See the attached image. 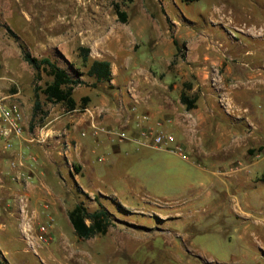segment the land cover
<instances>
[{
    "label": "crops",
    "instance_id": "0c3cea01",
    "mask_svg": "<svg viewBox=\"0 0 264 264\" xmlns=\"http://www.w3.org/2000/svg\"><path fill=\"white\" fill-rule=\"evenodd\" d=\"M245 14L241 20H235L236 25L245 28V31L236 29V33L246 37L244 51L240 47L228 55L223 50L225 43L219 41L213 48L201 43L206 49L193 55L192 46L186 42L190 64L187 73L180 75V81L166 79L159 85L152 82V88H146L141 80L137 83L131 79L124 65L115 72L110 61L111 93L93 89L94 94L87 96L90 100L81 114L78 110L66 111L61 116L52 113L37 124L33 122L34 105H25L24 135L12 137L10 149L5 146L8 141L0 137V255L6 259L7 241H21L27 245L26 251L36 254L24 239L22 229L35 226L46 212L59 220L61 226H53L52 232L62 239L66 237L64 230L75 233L68 214L78 204H84L90 211L103 206L118 220L117 207L126 210L135 207V197L143 189L152 194V199H163L169 205L195 195L211 206L213 214L220 215L213 225L222 224L229 245L239 243L236 247L239 255H232L230 262L217 264H242L243 260L247 264H264V217L254 219L247 210L251 206L247 193L259 179L260 170H264V157L261 158L264 149L253 154L237 150V143L243 142L245 148L254 133L264 139V24H250L251 15ZM199 45L200 41L197 48ZM132 80L143 86L141 90L127 86ZM76 91L77 88L74 94ZM183 95L194 101L192 110L181 102ZM111 101L117 103L111 105ZM86 109L93 111L94 118ZM143 116L147 118L144 120ZM94 125L110 130L120 125L119 129L130 137L113 141L107 134L108 137L100 136L102 132L95 135ZM146 131L149 135H143ZM158 132L170 136L172 142L166 147L155 145L154 134ZM41 134H49L52 139L42 144ZM177 148L181 152H176ZM20 157L27 161L19 170L12 169L11 162ZM53 167L65 183L69 198L61 196L49 182ZM236 178L239 184L232 183ZM215 191L224 192V198L220 195L212 199ZM238 193L244 196L243 201L238 199ZM22 199L28 202L26 213L21 212ZM172 218L177 220L179 215ZM6 222L15 227L17 236L5 230ZM252 224L259 228L254 236ZM255 239L261 241L260 247L254 246ZM52 247L53 244L39 250L48 255ZM170 247L166 249L177 250L184 264H203L198 257H206L204 252L188 249L184 252L173 243ZM55 251L53 260L59 262L60 250ZM195 256L197 259H193Z\"/></svg>",
    "mask_w": 264,
    "mask_h": 264
},
{
    "label": "rangeland",
    "instance_id": "374dc122",
    "mask_svg": "<svg viewBox=\"0 0 264 264\" xmlns=\"http://www.w3.org/2000/svg\"><path fill=\"white\" fill-rule=\"evenodd\" d=\"M216 6H221V10ZM118 10L127 14L126 23L121 22ZM245 13L251 15L248 18L250 24H264V0H200L193 3H183L182 0H0V98L16 100L22 108L34 105V88L44 87L51 81L42 73L41 80L35 82V70L25 62L21 45L27 47L34 57L56 60L71 74V65L84 74L87 72L88 68L82 66L78 49L80 46L88 47L92 60L111 61L115 72L124 65L131 79L137 83L141 80L144 87L152 88V82L159 85L171 78L180 81V75L187 73L190 62L186 42L192 46L193 55L206 49V45L201 43H208L213 48L219 41L225 43L223 50L228 55L241 48L243 52L246 37L236 33V29L245 31V28L244 25H236L235 20L244 18ZM174 40L179 43L180 49H177ZM198 41L200 45L197 48ZM81 80L83 84L77 87L74 94L76 101L93 96V89L108 94L113 88L110 84L94 86V80L86 74ZM136 81L132 80L127 86L141 90L143 86ZM40 101L43 107L33 122L42 123L52 113L59 116L66 114L61 105L47 103L44 95H40ZM53 108L55 110L51 111ZM133 108L135 111L137 104ZM79 109L78 114H81V107ZM117 126L114 131L122 132L120 125ZM251 130L256 131V128ZM126 134L129 138L130 135ZM249 138L251 141L245 148H242L243 142L237 143L238 151L243 149L253 154L264 149V139L259 134L254 133ZM49 139L52 136L49 135L42 144ZM56 172L53 167L49 182L61 196L67 198L65 183ZM258 178L247 193L251 196V206L247 210L254 219L260 220L264 217L263 169ZM66 181L68 184L69 180ZM235 181L237 178L232 179V183ZM236 183L239 184L238 181ZM220 195L224 198L225 193L215 191L212 199ZM194 196L169 205L163 199H152V194L141 189L135 197V207L127 210L117 207L118 220L115 219L105 236L83 240L67 229L63 231L65 238L58 239L54 235L52 243L37 249L53 244L48 255L42 250L38 251L39 254L26 251L27 245L21 241H7L4 256L10 264H184L177 250L170 252L166 249L169 247L170 250L173 243L184 252L187 249L204 252L206 257H198L203 264L230 262L232 255H239L236 249L239 243L236 242L237 246L235 242L229 245L225 238L227 231L223 230L222 224L213 225L218 223L214 221H219L220 215L213 214L211 206H206L202 198ZM237 196L244 200L242 193ZM167 214L169 218L165 219ZM175 215H179V219L172 218ZM48 221L44 217L39 223ZM58 221L54 218V227L61 226ZM39 223L31 226L32 236L36 235ZM4 224L5 230L18 235L13 225L9 222ZM254 224L251 225L253 236L256 231L259 232ZM203 228L206 229L203 231ZM33 242L36 243V240L33 239ZM166 242L169 244L166 245ZM255 244L260 247L261 241L255 239ZM57 248L61 254L59 262L53 260ZM2 259L0 255V261ZM242 264L247 262L243 260Z\"/></svg>",
    "mask_w": 264,
    "mask_h": 264
},
{
    "label": "trees",
    "instance_id": "16d2710c",
    "mask_svg": "<svg viewBox=\"0 0 264 264\" xmlns=\"http://www.w3.org/2000/svg\"><path fill=\"white\" fill-rule=\"evenodd\" d=\"M198 1L200 0H182L184 3ZM117 13L121 22L126 23L127 14L120 10H118ZM174 44L177 49H180L179 43L176 40H174ZM20 47L25 62L35 70V82L41 80L42 73L51 78V81L47 82L44 87L36 86L34 88L35 101L33 106V120H35L43 107L40 101V95L45 96L47 103L61 105L65 111L73 112L80 107L81 109H85L90 100L89 97H83L80 106L74 98L75 89L83 84V81L81 80L83 75L86 74L89 78L93 79L94 86L99 84H110L113 80L111 62L107 60H92L90 56L91 50L88 47L80 46L78 49V55L81 59L82 66L88 68L85 74L80 72L79 69L74 68L73 65H71V68L73 69V73L71 74L56 60H53L50 57H34L27 47L24 45H21ZM181 102L188 110L194 108V101L186 95L181 97ZM68 216L75 234L78 238L84 240L106 235L115 221L114 216L103 206H100L96 211H90L84 204H78L69 212ZM0 264L9 263L3 257Z\"/></svg>",
    "mask_w": 264,
    "mask_h": 264
},
{
    "label": "built area",
    "instance_id": "2783aa9c",
    "mask_svg": "<svg viewBox=\"0 0 264 264\" xmlns=\"http://www.w3.org/2000/svg\"><path fill=\"white\" fill-rule=\"evenodd\" d=\"M85 112L88 113L90 117L94 118L93 111L86 109ZM146 118L147 117H143L144 120ZM93 128L95 130V135H98L99 133L103 132L106 133L108 136H111L113 141H122L128 139L126 138L128 137V135L124 131L116 132L114 130L97 127L96 125H94ZM23 135L24 125L21 104L16 100H12L11 98H0V137L8 141L5 145L6 148L10 149L12 147V144L10 143V139L12 137L19 138ZM143 135H149V133L146 131L143 133ZM48 137V134H41L39 136V142L45 143ZM154 142L155 145H157L158 147H166L172 142V138L166 135L164 132H158L154 134ZM175 151L181 152V149L177 148ZM30 158L33 160L32 156H30ZM26 161L27 160L25 158L20 157L18 161L11 162V168L14 170H19V168L22 167ZM16 180H18V178ZM27 181L31 182V178L28 177ZM20 202L22 204L21 212L26 213V211H28V202L25 199L20 200ZM45 217L49 219V221L47 223H39L35 236L31 235V225L28 224V228L22 229L24 239L27 241V244L30 249L36 254L38 253L37 249L39 247L52 243L54 240V235L52 232L54 217L49 212H46ZM33 239L36 240V243L33 242Z\"/></svg>",
    "mask_w": 264,
    "mask_h": 264
}]
</instances>
